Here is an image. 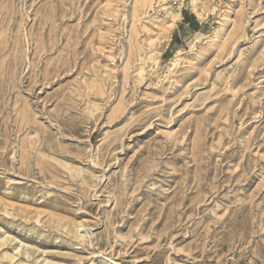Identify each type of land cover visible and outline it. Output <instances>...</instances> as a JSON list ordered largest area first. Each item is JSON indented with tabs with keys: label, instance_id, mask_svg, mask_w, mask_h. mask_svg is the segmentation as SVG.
Segmentation results:
<instances>
[{
	"label": "rangeland",
	"instance_id": "rangeland-1",
	"mask_svg": "<svg viewBox=\"0 0 264 264\" xmlns=\"http://www.w3.org/2000/svg\"><path fill=\"white\" fill-rule=\"evenodd\" d=\"M0 264H264V0H0Z\"/></svg>",
	"mask_w": 264,
	"mask_h": 264
}]
</instances>
